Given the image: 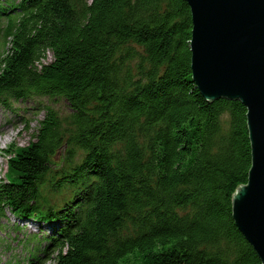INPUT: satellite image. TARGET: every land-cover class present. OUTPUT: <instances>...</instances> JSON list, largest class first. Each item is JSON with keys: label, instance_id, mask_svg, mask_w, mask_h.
<instances>
[{"label": "trees", "instance_id": "1", "mask_svg": "<svg viewBox=\"0 0 264 264\" xmlns=\"http://www.w3.org/2000/svg\"><path fill=\"white\" fill-rule=\"evenodd\" d=\"M192 28L186 0H0V104L72 110L4 150L0 219L60 225L38 264H262L232 211L247 108L201 94Z\"/></svg>", "mask_w": 264, "mask_h": 264}, {"label": "water", "instance_id": "2", "mask_svg": "<svg viewBox=\"0 0 264 264\" xmlns=\"http://www.w3.org/2000/svg\"><path fill=\"white\" fill-rule=\"evenodd\" d=\"M192 15L191 70L209 101L247 108L252 162L232 196L233 219L264 264V0H186Z\"/></svg>", "mask_w": 264, "mask_h": 264}, {"label": "rangeland", "instance_id": "3", "mask_svg": "<svg viewBox=\"0 0 264 264\" xmlns=\"http://www.w3.org/2000/svg\"><path fill=\"white\" fill-rule=\"evenodd\" d=\"M46 58L43 62L52 61V52H48ZM48 106L54 108L61 118L72 112L63 97L11 99V108L0 104V181L6 180L9 157L4 150L10 144L25 147L33 141L39 122L44 116V110ZM62 152L60 150V154ZM18 224L21 225L20 229H16ZM59 226L58 223L50 225L41 224L35 220H22L8 211L0 219V264H9L15 260L20 261L21 264H38L36 253L43 256L42 249L50 243L47 236L54 229L58 230ZM38 240L41 242V251L37 250ZM30 252L34 255L30 256ZM46 264H53V262L47 261Z\"/></svg>", "mask_w": 264, "mask_h": 264}]
</instances>
